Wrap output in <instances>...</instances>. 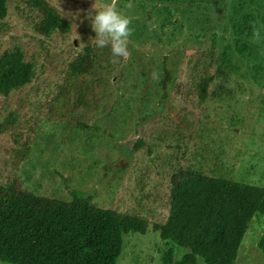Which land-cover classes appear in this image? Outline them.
<instances>
[{
	"label": "rangeland",
	"instance_id": "1",
	"mask_svg": "<svg viewBox=\"0 0 264 264\" xmlns=\"http://www.w3.org/2000/svg\"><path fill=\"white\" fill-rule=\"evenodd\" d=\"M47 1L68 33L35 32L40 13L25 0H9L0 21V56L18 46L36 68L29 85L0 96V184L60 200L77 189L99 207L145 218L146 233L124 236L118 264H163L169 247L179 259L185 249L154 228L167 218L174 175L264 187V0H96L131 18L129 55L113 62L110 46L97 47L81 74L69 62L84 37H95V0ZM247 13L260 43L233 35L232 22ZM164 60L172 72L165 89ZM203 77L212 81L201 100ZM12 112L16 121L5 126ZM261 239L264 216L256 215L233 264H264Z\"/></svg>",
	"mask_w": 264,
	"mask_h": 264
},
{
	"label": "trees",
	"instance_id": "2",
	"mask_svg": "<svg viewBox=\"0 0 264 264\" xmlns=\"http://www.w3.org/2000/svg\"><path fill=\"white\" fill-rule=\"evenodd\" d=\"M8 1L0 0V21L7 15ZM25 2L40 13L34 24L38 34L49 37L56 31H70V24L47 0ZM256 24L252 14L240 16L232 22L234 37L250 39ZM84 43L82 52L69 62L72 74L89 72L95 61L93 37H84ZM163 72L159 83L165 89L172 77L166 60ZM35 77V65L26 60L20 47L0 56V96L29 85ZM210 81L212 78L203 77L198 84L201 100L207 96ZM15 121L12 112L5 126ZM4 130L0 127V134ZM124 150L130 157L132 150ZM186 174L190 178L185 181L172 177L167 218L154 225L161 239L185 249L175 259L173 247L167 248L163 264H198L199 258L204 264H233L252 218L264 216V187L202 172ZM69 193V200H60L21 193L14 181L0 184V260L11 264H118L124 236L146 233L145 218L99 207L77 189ZM259 248L264 256V239Z\"/></svg>",
	"mask_w": 264,
	"mask_h": 264
},
{
	"label": "clouds",
	"instance_id": "3",
	"mask_svg": "<svg viewBox=\"0 0 264 264\" xmlns=\"http://www.w3.org/2000/svg\"><path fill=\"white\" fill-rule=\"evenodd\" d=\"M126 8H132L131 2L125 5ZM95 15L91 16L93 31L95 37L93 42L96 47L104 48L110 46L111 53L114 58L113 62L123 57L127 58L128 43L132 35L130 28L131 18L124 15L113 3H105L98 7L96 0L92 5ZM253 42L260 43L262 40L261 31L253 25Z\"/></svg>",
	"mask_w": 264,
	"mask_h": 264
}]
</instances>
